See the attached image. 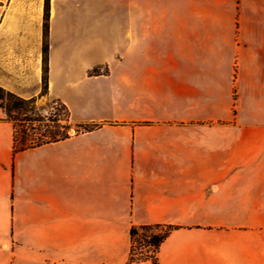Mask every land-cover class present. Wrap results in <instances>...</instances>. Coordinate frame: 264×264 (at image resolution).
<instances>
[{
    "label": "crops",
    "instance_id": "1",
    "mask_svg": "<svg viewBox=\"0 0 264 264\" xmlns=\"http://www.w3.org/2000/svg\"><path fill=\"white\" fill-rule=\"evenodd\" d=\"M45 3L0 0V88L90 128L14 154L0 109V240L129 264L160 225L155 264H264V0H47L43 97Z\"/></svg>",
    "mask_w": 264,
    "mask_h": 264
},
{
    "label": "trees",
    "instance_id": "2",
    "mask_svg": "<svg viewBox=\"0 0 264 264\" xmlns=\"http://www.w3.org/2000/svg\"><path fill=\"white\" fill-rule=\"evenodd\" d=\"M48 6L47 0L45 3L44 11V24H43V69H42V91L43 95L47 94V45L46 37L48 30ZM90 75H98L96 69L90 72ZM7 96L9 102L4 104L3 97ZM60 107V110H54L53 114L45 120L38 117L35 110V99H21L16 97L0 88V109L5 113L6 120L13 125V152L21 153L30 149H35L47 144L60 142L69 138L68 131L70 129L69 112L64 105L55 101ZM62 112V114H61ZM50 124V125H49ZM82 128V126H80ZM85 127V126H84ZM87 131L88 128H83ZM156 230L157 233H151L145 235L144 233ZM175 230L174 227L149 225L132 227L129 230L130 237V258L133 257L135 238H139V231L143 234L140 240L143 242L144 247L149 249L147 252L146 260L155 264L156 254L158 253L160 246L169 236V234ZM138 242V241H137Z\"/></svg>",
    "mask_w": 264,
    "mask_h": 264
},
{
    "label": "rangeland",
    "instance_id": "3",
    "mask_svg": "<svg viewBox=\"0 0 264 264\" xmlns=\"http://www.w3.org/2000/svg\"><path fill=\"white\" fill-rule=\"evenodd\" d=\"M96 70L98 74L104 73V70H99V69ZM45 95H43V97ZM232 99H233L232 104L225 103L224 106L225 117H224L223 125H225L226 128L233 123L235 119L234 116L236 115V110H235L236 96L233 95ZM9 101L10 100L7 96L3 97L4 104H7ZM34 106L38 117L45 120L44 123H47L46 119H48L54 113L53 112L54 110H60V107H58L55 101L46 102L44 99H40L39 101L35 100ZM80 126H82V128ZM85 127L90 128V126H85ZM85 127L84 125L70 126V129L68 131V136L70 137L79 134L80 132L83 131V128ZM151 233H157V231L152 230L151 232L144 234L148 236ZM142 234L143 233L139 231V238H135L136 243L134 244V251L132 252L133 257L130 258V254H129V264H142V263L152 264L151 261H147L145 259L147 256V252H149V249L145 248L143 242L140 240ZM4 244H8L7 249H4L3 247ZM22 245H23L22 243H19L17 241L16 243H14V240H12V243H10L7 238L0 240V264H65L60 262L58 263L50 262L48 260L45 261L37 260L36 258H34L35 255L30 256V254L28 253L26 254V251L24 249L18 247Z\"/></svg>",
    "mask_w": 264,
    "mask_h": 264
},
{
    "label": "water",
    "instance_id": "4",
    "mask_svg": "<svg viewBox=\"0 0 264 264\" xmlns=\"http://www.w3.org/2000/svg\"><path fill=\"white\" fill-rule=\"evenodd\" d=\"M142 264H147V263H142Z\"/></svg>",
    "mask_w": 264,
    "mask_h": 264
},
{
    "label": "bare ground",
    "instance_id": "5",
    "mask_svg": "<svg viewBox=\"0 0 264 264\" xmlns=\"http://www.w3.org/2000/svg\"><path fill=\"white\" fill-rule=\"evenodd\" d=\"M6 247V246H5Z\"/></svg>",
    "mask_w": 264,
    "mask_h": 264
}]
</instances>
